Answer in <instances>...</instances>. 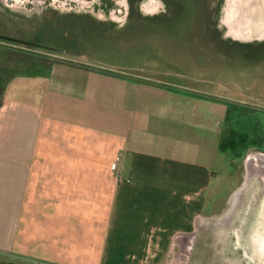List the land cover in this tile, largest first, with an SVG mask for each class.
I'll list each match as a JSON object with an SVG mask.
<instances>
[{
  "label": "crops",
  "instance_id": "obj_1",
  "mask_svg": "<svg viewBox=\"0 0 264 264\" xmlns=\"http://www.w3.org/2000/svg\"><path fill=\"white\" fill-rule=\"evenodd\" d=\"M250 5L252 38L264 9ZM86 72L36 78L0 104V262L174 264L186 252L193 264L212 171L176 137L190 88Z\"/></svg>",
  "mask_w": 264,
  "mask_h": 264
},
{
  "label": "rangeland",
  "instance_id": "obj_2",
  "mask_svg": "<svg viewBox=\"0 0 264 264\" xmlns=\"http://www.w3.org/2000/svg\"><path fill=\"white\" fill-rule=\"evenodd\" d=\"M243 1L0 0V103L11 91L26 92L36 78L74 81L89 70L190 88L179 90L188 110L185 122L174 123L176 137L212 171L198 210L205 217L196 220L188 247L193 264H251L235 231L264 181L246 180L248 156L264 155V33H245L247 11L235 23L245 36H225L224 17L236 21V6L261 10L264 0ZM154 5L164 12L150 17L154 10L144 9ZM125 8L123 19L117 10ZM187 256L179 254L174 264H185Z\"/></svg>",
  "mask_w": 264,
  "mask_h": 264
},
{
  "label": "bare ground",
  "instance_id": "obj_3",
  "mask_svg": "<svg viewBox=\"0 0 264 264\" xmlns=\"http://www.w3.org/2000/svg\"><path fill=\"white\" fill-rule=\"evenodd\" d=\"M239 7L242 9L243 6L239 5ZM158 9V5H154L152 7L145 8L144 10H148L149 12H153L154 10L155 12ZM246 9L248 11L250 8ZM243 10H245V7ZM228 26L231 33H233L234 38L242 39L244 37L240 35V32H235L234 29L232 30L233 27L230 24H228ZM258 31L261 33L260 30ZM246 169V180H249L250 176L264 179V155H249ZM251 187L253 189V186ZM257 187L258 188L254 187V192L252 193L254 199L250 202V204H248L249 210L246 216L242 219V224L239 225L240 230L236 229L235 234L236 237H240V242L245 253L250 254L248 260H250L251 264H264V181L262 180L261 185ZM241 189L243 190V188H240V190ZM234 198L233 201H236V195ZM260 199L262 202H260ZM229 216L230 215H225L221 219L222 225L220 227H226V221ZM220 240L222 239L220 238Z\"/></svg>",
  "mask_w": 264,
  "mask_h": 264
},
{
  "label": "flooded vegetation",
  "instance_id": "obj_4",
  "mask_svg": "<svg viewBox=\"0 0 264 264\" xmlns=\"http://www.w3.org/2000/svg\"><path fill=\"white\" fill-rule=\"evenodd\" d=\"M73 1H77V2H79V3H85V4H87L88 3V0H73ZM90 1V3L93 1V0H89ZM165 6L167 7V3H164V8H165ZM93 7V6H92ZM93 8H96L95 6L93 7ZM127 8H128V10H129V13L127 12ZM127 8H125V10L122 12V10H121V12H120V9H118L117 11H118V15H120L121 13H123V15H122V18L123 19H125L127 16H126V13H128V18H129V15H130V13H131V7H130V5L127 7ZM115 12V11H114ZM113 12V13H114ZM162 12H164V11H162V10H160V9H158L156 12H154V13H152V14H150L149 16L150 17H153L154 15H159V14H162ZM165 14V13H164ZM117 15V16H118ZM117 16H115V17H117ZM126 16V17H125ZM144 16H146V15H144ZM118 18V17H117ZM119 18H121V17H119ZM117 19L118 21L119 20H121V19Z\"/></svg>",
  "mask_w": 264,
  "mask_h": 264
},
{
  "label": "water",
  "instance_id": "obj_5",
  "mask_svg": "<svg viewBox=\"0 0 264 264\" xmlns=\"http://www.w3.org/2000/svg\"><path fill=\"white\" fill-rule=\"evenodd\" d=\"M254 2V1H253ZM233 12H235V13H233V20H234V17L236 18V17H239V14L237 13L238 11H237V6L234 8V11ZM231 19V18H230ZM229 19V21H230V23H231V25H232V30L234 29V31L235 32H242V29L241 30H239V29H236L237 28V26H235V20L234 21H232V20H230ZM247 32V31H246ZM248 32H249V30H248ZM248 34V33H247ZM263 34V33H262ZM226 35H228L229 37H231V38H233V39H237V38H234L233 37V33H231V30H229V26L227 25L226 26V30H225V36ZM237 40H241V39H237Z\"/></svg>",
  "mask_w": 264,
  "mask_h": 264
},
{
  "label": "trees",
  "instance_id": "obj_6",
  "mask_svg": "<svg viewBox=\"0 0 264 264\" xmlns=\"http://www.w3.org/2000/svg\"><path fill=\"white\" fill-rule=\"evenodd\" d=\"M1 104V103H0Z\"/></svg>",
  "mask_w": 264,
  "mask_h": 264
}]
</instances>
